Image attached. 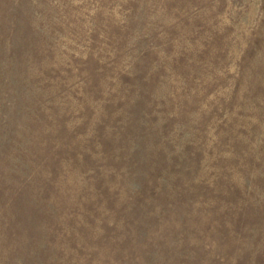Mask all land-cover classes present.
Here are the masks:
<instances>
[{
  "label": "rangeland",
  "instance_id": "rangeland-1",
  "mask_svg": "<svg viewBox=\"0 0 264 264\" xmlns=\"http://www.w3.org/2000/svg\"><path fill=\"white\" fill-rule=\"evenodd\" d=\"M0 264H264V0H0Z\"/></svg>",
  "mask_w": 264,
  "mask_h": 264
}]
</instances>
